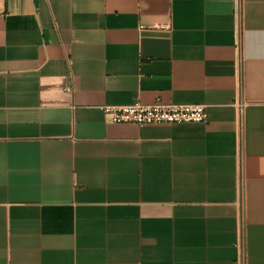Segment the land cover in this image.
<instances>
[{
    "label": "crops",
    "instance_id": "0c3cea01",
    "mask_svg": "<svg viewBox=\"0 0 264 264\" xmlns=\"http://www.w3.org/2000/svg\"><path fill=\"white\" fill-rule=\"evenodd\" d=\"M0 264H264V0H0Z\"/></svg>",
    "mask_w": 264,
    "mask_h": 264
},
{
    "label": "built area",
    "instance_id": "2783aa9c",
    "mask_svg": "<svg viewBox=\"0 0 264 264\" xmlns=\"http://www.w3.org/2000/svg\"><path fill=\"white\" fill-rule=\"evenodd\" d=\"M105 116L114 124L149 125L204 124L207 109L200 105H173L157 102L154 105L137 103L124 107H103Z\"/></svg>",
    "mask_w": 264,
    "mask_h": 264
}]
</instances>
